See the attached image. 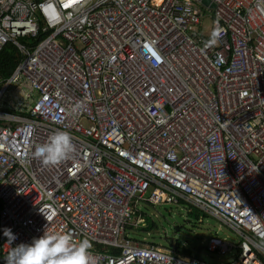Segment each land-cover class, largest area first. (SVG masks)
<instances>
[{
  "label": "built area",
  "instance_id": "1",
  "mask_svg": "<svg viewBox=\"0 0 264 264\" xmlns=\"http://www.w3.org/2000/svg\"><path fill=\"white\" fill-rule=\"evenodd\" d=\"M8 45L0 264L5 227L12 246L71 230L94 264H209L131 238L140 203L209 215L238 241L208 254L264 264V0H0ZM55 130L75 151L45 164Z\"/></svg>",
  "mask_w": 264,
  "mask_h": 264
},
{
  "label": "clouds",
  "instance_id": "2",
  "mask_svg": "<svg viewBox=\"0 0 264 264\" xmlns=\"http://www.w3.org/2000/svg\"><path fill=\"white\" fill-rule=\"evenodd\" d=\"M74 151L71 134L65 130H55L45 143L35 145L33 155L45 164L55 165ZM2 234L9 246L4 264H94L91 241L82 237L74 242L71 230L59 233L44 231L30 243L21 242L15 246H12V242L16 236L10 228L5 227Z\"/></svg>",
  "mask_w": 264,
  "mask_h": 264
},
{
  "label": "rangeland",
  "instance_id": "3",
  "mask_svg": "<svg viewBox=\"0 0 264 264\" xmlns=\"http://www.w3.org/2000/svg\"><path fill=\"white\" fill-rule=\"evenodd\" d=\"M209 25L208 20H205L204 26L208 28ZM139 211L145 218V223L142 227L128 231L131 238L168 248L165 235L171 233L180 244V248L189 250L191 254H194L197 248H201L200 258L209 264H223L231 259V254H208L204 249L205 239L214 233L229 241H238L237 236L215 218L200 211L195 216L176 205H164L157 209L149 204L140 203Z\"/></svg>",
  "mask_w": 264,
  "mask_h": 264
},
{
  "label": "trees",
  "instance_id": "4",
  "mask_svg": "<svg viewBox=\"0 0 264 264\" xmlns=\"http://www.w3.org/2000/svg\"><path fill=\"white\" fill-rule=\"evenodd\" d=\"M16 58L17 57L15 56V51L10 45L4 47V49L1 51L0 53V81L6 79L11 74V72L13 71L16 65ZM197 212L199 211L194 209L193 211H191V213L190 212L188 213L197 216ZM177 245L180 247L179 243ZM168 248L170 247L168 246ZM177 251L184 255L191 254V252L185 248L177 249Z\"/></svg>",
  "mask_w": 264,
  "mask_h": 264
},
{
  "label": "water",
  "instance_id": "5",
  "mask_svg": "<svg viewBox=\"0 0 264 264\" xmlns=\"http://www.w3.org/2000/svg\"><path fill=\"white\" fill-rule=\"evenodd\" d=\"M178 229H179V227L176 228V231H178ZM170 235H171V233L165 235V239H166L167 237H169ZM174 242H175V245L173 246V249H176V248H177V240H175ZM168 246L170 247L171 245H168ZM198 251H199V248H197L196 251H195L194 254H193V256H194L195 258H199V253H198Z\"/></svg>",
  "mask_w": 264,
  "mask_h": 264
},
{
  "label": "flooded vegetation",
  "instance_id": "6",
  "mask_svg": "<svg viewBox=\"0 0 264 264\" xmlns=\"http://www.w3.org/2000/svg\"><path fill=\"white\" fill-rule=\"evenodd\" d=\"M167 245H173L174 246V238L173 235L171 234L169 237L166 238Z\"/></svg>",
  "mask_w": 264,
  "mask_h": 264
}]
</instances>
